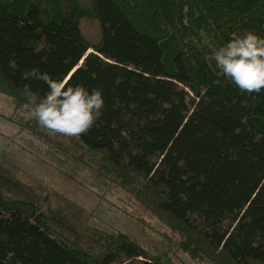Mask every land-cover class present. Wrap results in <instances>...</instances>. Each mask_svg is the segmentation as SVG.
I'll list each match as a JSON object with an SVG mask.
<instances>
[{"label":"trees","instance_id":"1","mask_svg":"<svg viewBox=\"0 0 264 264\" xmlns=\"http://www.w3.org/2000/svg\"><path fill=\"white\" fill-rule=\"evenodd\" d=\"M43 1L20 12L0 0V91L29 103L27 84L42 99L47 86L21 78L33 68L100 89L103 115L87 135L50 133L68 162L133 195L191 260L264 264V90L241 92L207 57L248 32L264 38V0H222L228 16L202 28L215 49L189 46L171 61L116 0H90L97 45L81 32L76 0ZM34 198L0 170V264L161 263L138 261L149 256L125 234L90 232Z\"/></svg>","mask_w":264,"mask_h":264},{"label":"rangeland","instance_id":"2","mask_svg":"<svg viewBox=\"0 0 264 264\" xmlns=\"http://www.w3.org/2000/svg\"><path fill=\"white\" fill-rule=\"evenodd\" d=\"M28 1L14 0L10 5L21 12ZM30 1L45 6L43 0ZM190 1L191 5L189 0H116L136 26L163 39L168 61L177 52L188 51L189 46L200 50L202 43L208 42L214 47L212 35L202 28L213 25L220 15L228 16L222 0H199V4L198 0ZM76 2L83 12L81 32L91 45H97L100 27L91 1ZM197 27L201 28L199 32L191 34ZM32 111L29 103L0 91V170L33 195L42 212L62 213L90 232L125 234L149 256L138 261L150 262V257H158L160 264H211L191 260L179 249V236L126 190L80 164L81 169H75L74 160L68 162V156L53 143L55 137L36 127ZM57 140L68 146L66 138Z\"/></svg>","mask_w":264,"mask_h":264},{"label":"clouds","instance_id":"3","mask_svg":"<svg viewBox=\"0 0 264 264\" xmlns=\"http://www.w3.org/2000/svg\"><path fill=\"white\" fill-rule=\"evenodd\" d=\"M211 59L224 79L241 92L259 94L264 90V38L252 32L237 36L213 50ZM21 78L40 80L47 86L39 100L30 85H24L23 91L33 106L32 118L50 133L79 138L87 135L103 115L105 101L100 89L89 91L68 80H55L38 68L25 71Z\"/></svg>","mask_w":264,"mask_h":264},{"label":"water","instance_id":"4","mask_svg":"<svg viewBox=\"0 0 264 264\" xmlns=\"http://www.w3.org/2000/svg\"><path fill=\"white\" fill-rule=\"evenodd\" d=\"M91 52V51H90ZM89 51H88V53H90Z\"/></svg>","mask_w":264,"mask_h":264}]
</instances>
